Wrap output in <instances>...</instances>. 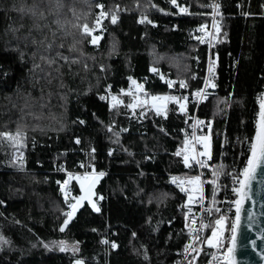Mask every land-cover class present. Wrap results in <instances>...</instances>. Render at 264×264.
Returning <instances> with one entry per match:
<instances>
[{
	"label": "trees",
	"instance_id": "obj_1",
	"mask_svg": "<svg viewBox=\"0 0 264 264\" xmlns=\"http://www.w3.org/2000/svg\"><path fill=\"white\" fill-rule=\"evenodd\" d=\"M176 1L186 14L172 0L97 1L119 19L93 43L81 27L95 21L96 1L0 0V264H175L187 234L173 175L193 170L182 130L195 103L187 97L181 111L169 101L157 114L129 95L108 103V86L185 96L203 86L210 61L215 87L198 113L212 123V161L247 159L264 92V0ZM82 160L106 173L99 211L85 202L60 231L64 171ZM108 229L118 246L107 255Z\"/></svg>",
	"mask_w": 264,
	"mask_h": 264
},
{
	"label": "built area",
	"instance_id": "obj_2",
	"mask_svg": "<svg viewBox=\"0 0 264 264\" xmlns=\"http://www.w3.org/2000/svg\"><path fill=\"white\" fill-rule=\"evenodd\" d=\"M172 4L178 9L180 14H186L188 12V7L185 5L180 6L177 1L175 3L172 2ZM97 9L98 12L94 24L92 26L87 25L91 34H95L97 31H102L103 25L108 18L112 19L114 16L116 20L119 19V11L117 9L106 10L101 2L98 3ZM181 9H185V11H181ZM219 11L220 8L215 1L214 9L211 13L212 23L208 30L210 44L213 40L215 19L219 14ZM143 19L144 17H139L138 21L140 22ZM210 68L212 71H209ZM214 79H216V75L209 61L203 86L185 94L186 97H191L192 101L195 103V111L191 117L190 124L182 130V133L186 135L187 147L190 149L191 155L194 154L192 152L193 146L195 148V153L203 152V142H201L199 138L203 137L210 127L212 128V123L208 121L207 118L200 116L198 109L208 98L210 93L209 89L212 87L211 85L213 84ZM136 92L137 91L134 87L114 90L111 86H108L101 97H103V100L112 104L116 102V100H113V97H116L117 99L123 94L134 95ZM197 92H200L201 95L197 96ZM143 93L150 94L145 91ZM155 94L161 96L163 93ZM263 95L264 92L260 94L261 99L263 98ZM181 98L183 99L185 97L182 96ZM197 121H202L203 123H197ZM226 138L227 137L224 135L222 138L223 143ZM255 138L256 133L247 141L246 151L248 157L239 165L227 167V162L223 160L221 154H219L216 161H212L211 154L208 156L197 155V159L205 161L204 167H201L194 161L190 160L193 168L191 172L173 175V177L176 178H195L199 176L201 181L196 188L182 191L185 196L177 205L178 211L183 215V225L187 234V239L183 248L178 249L175 252L177 255L175 264H228L224 259V254L226 253L227 248L231 246L232 227L235 223L236 216V206L234 201L239 199V196L234 189L239 188L240 181L243 180V172L247 167V162L252 154V145L255 144ZM64 172L65 175L78 173L86 177L95 173L106 174L105 172L97 171L94 163H88L84 160L79 161L74 169L65 170ZM65 180L66 177L64 181ZM179 187L181 189L180 185ZM68 190H71V187ZM60 191L62 198L68 200V194L61 185ZM68 192L70 193L71 191ZM72 192L74 193L73 188ZM189 196L192 197L191 202H189ZM221 218H223L224 224L219 237L220 246L219 248L209 246L206 241L212 236V232L219 227L216 224V221ZM193 220L195 221L194 224L192 223ZM205 225H207V227H205ZM115 235V230L108 229L101 238V243L104 245L107 255L112 249H115L118 246V241L115 238ZM105 240L108 241V243H104L103 241ZM113 244H115L116 247H113Z\"/></svg>",
	"mask_w": 264,
	"mask_h": 264
},
{
	"label": "snow or ice",
	"instance_id": "obj_3",
	"mask_svg": "<svg viewBox=\"0 0 264 264\" xmlns=\"http://www.w3.org/2000/svg\"><path fill=\"white\" fill-rule=\"evenodd\" d=\"M173 3L176 2V0H172ZM181 11H185V9H181ZM112 22L115 23L116 22V18L113 16L112 17ZM143 22V21H142ZM84 32L86 34H91L90 29L88 28L87 25H84ZM95 42V41H93ZM153 71H156V69H153ZM209 71H212V69L210 68ZM133 83L135 84V81H133ZM169 84V86L171 87L175 82L174 81H168L167 82ZM181 88H186L187 84L184 83L183 81L180 82L179 85ZM213 88L215 87V84L211 85ZM138 88H142V85H138ZM197 96H200L201 93L197 92L196 93ZM101 99H103V97H101ZM153 101L156 100H173L175 102H177L180 105V110L184 111L185 110V105L183 103H180V99L178 97H157V96H153L151 98ZM185 100L187 99V97L184 98ZM113 100H116V97H113ZM134 106V105H133ZM261 113H260V127L257 131V135H256V143L252 145V154H251V158L248 160L247 164L248 166L244 169L243 175H244V179L240 181V187L237 189H234V191L238 194L239 199H237L236 201H234L235 206H236V216H235V224L232 227V237H231V244L232 246L228 247L226 250V253L224 254V259L226 262H228V264H232V254L234 252V247L236 244V232H237V228L239 227L240 224V220H241V207L245 201V198L247 196V192L245 191L248 187L249 181L252 179H255V173L256 170L261 166V164H264V103L261 104ZM157 114H159V109H157ZM81 123H83V121H81ZM197 123H203L202 121H197ZM3 135L5 136H9L10 134L8 133H4ZM201 142H205L207 140L206 137H200L199 138ZM77 143H79V140H77ZM190 143V142H188ZM205 147V151L203 152H199V153H195V148L193 146L192 152L194 154L192 155H183V162L186 166L191 167L192 164L190 163L191 161H194L197 165L204 167L205 166V161L203 160H199L197 159V155L198 156H208L209 152L207 151V144H204ZM182 154V152H177L175 153V155L180 156ZM218 174V173H216ZM104 173H100V176H103ZM71 174H69V179H71ZM77 179H80L79 177H77ZM177 180L175 177H173V183H176ZM65 183H67V181H65ZM181 184L184 183V181H180ZM189 183H193V184H200V177L197 176L195 178H193L192 180L189 181ZM83 187V185H81ZM181 191H186V189L181 188ZM85 199V197H80L77 198V203H79L80 200ZM192 197L189 196V202H191ZM77 203H73L70 205L72 211L68 212L67 215V219L64 221V227L67 226V224L69 223V221L72 219L76 209H77ZM93 207L95 208L96 211H99V208H96L95 205H93ZM192 223L194 224L195 221L193 220ZM216 224L219 226L216 230H214L212 232V236L206 241L207 244L209 246L212 247H216L219 248L220 246V233L223 229V224H224V220L223 218L219 219L216 221ZM64 227H61L60 231H64ZM205 227H207V225H205ZM0 239H3V237H0ZM104 243H108V241H103ZM113 247H116L115 244L112 245ZM61 251H64L65 249L63 247H61L60 249ZM76 264H83L82 261H76Z\"/></svg>",
	"mask_w": 264,
	"mask_h": 264
},
{
	"label": "water",
	"instance_id": "obj_4",
	"mask_svg": "<svg viewBox=\"0 0 264 264\" xmlns=\"http://www.w3.org/2000/svg\"><path fill=\"white\" fill-rule=\"evenodd\" d=\"M261 104L257 131L260 127ZM245 191L247 196L241 207V220L236 232L232 264H264V164L256 170L255 179L249 181ZM78 260L86 264L83 258H74L72 264H76Z\"/></svg>",
	"mask_w": 264,
	"mask_h": 264
},
{
	"label": "rangeland",
	"instance_id": "obj_5",
	"mask_svg": "<svg viewBox=\"0 0 264 264\" xmlns=\"http://www.w3.org/2000/svg\"><path fill=\"white\" fill-rule=\"evenodd\" d=\"M93 1H99V0H93ZM97 5H98V2H97ZM118 5L115 7L117 8ZM213 9H214V4H213ZM145 19V18H144ZM94 24V22H93ZM93 24H83L82 27H81V31L82 33H84L85 35L87 36H90L91 37V42L92 41H95L93 43H97L98 40L103 36V33L102 32H98V33H95V34H86L84 32V25H89V26H92ZM208 38H209V34H208ZM136 89V94L132 95V94H123L120 98H117L116 99V103L120 102L123 100L124 96H133L134 97V107H137V106H140V105H145V104H150L152 107H154V109H159V112H164L167 108V104L169 103V101H173V100H156V101H153L151 98L153 96H157V97H178L180 99V103H183L185 105V107L187 106V100H185L184 98L182 99L181 97L182 96H179V95H174V94H162L161 96L160 95H156V94H144L143 92H141L138 87H134ZM123 97V98H122ZM186 97V96H184ZM211 127L208 129L207 133L205 135H203V137H206L207 140L205 142H203V151H205V147H204V144L206 143L207 144V151L209 152V155L211 154L212 152V142H211ZM15 155L17 156L18 159H21V155L18 154L17 152H15ZM185 155H191L190 153V149H188V152L185 154ZM88 162V161H87ZM71 179H69V175H66V180L67 183L62 182L61 183V186L64 188L65 192H67L68 194V200H65L63 198V202L65 204V207H66V210L65 212L68 213V212H71L72 209L70 207L71 204L73 203H77V198H80V197H85V199L83 200H80L79 203H77L78 205L81 204V203H84L85 201H89V202H92L94 201V195H96L95 193V186L97 184V181L100 180V174H91L89 175L88 177L82 175V174H78V173H74V174H71ZM77 177H79L80 179H77ZM176 178V177H175ZM193 178H186V177H179V178H176L177 182L175 183L177 186H181V188H184L186 190H190V189H194L196 188V186H198V184H193V183H189L190 180H192ZM76 180L78 181L80 187H81V194L78 196V195H75V192L73 193L72 192V188H73V191H74V184L76 183ZM180 181H184L183 184L180 183ZM83 185V187L81 186ZM71 187V190H68L70 189ZM68 191H71L70 193ZM78 196V197H77ZM100 198H98L97 200L99 201ZM69 205V206H68ZM62 227H64V224L62 225ZM65 228V227H64Z\"/></svg>",
	"mask_w": 264,
	"mask_h": 264
},
{
	"label": "crops",
	"instance_id": "obj_6",
	"mask_svg": "<svg viewBox=\"0 0 264 264\" xmlns=\"http://www.w3.org/2000/svg\"><path fill=\"white\" fill-rule=\"evenodd\" d=\"M101 178V177H100ZM98 182H99V180L97 181V184H98ZM96 184V185H97ZM76 186H77V188H78V190H79V194H78V196L81 194V192H82V190H81V187H80V185H79V183H78V181L76 180ZM96 187V186H95ZM77 196V197H78ZM98 198L96 197V195H94V201H92V202H89V201H85V202H87L92 208H93V210H95V208L93 207V205H95V207L96 208H99V202H98V200H97ZM84 202V203H85ZM84 203H81V204H77V209H76V211H75V213H74V215H73V217L75 216V214H76V212L81 208V206L84 204ZM96 211V210H95ZM72 217V218H73ZM70 222V221H69Z\"/></svg>",
	"mask_w": 264,
	"mask_h": 264
}]
</instances>
